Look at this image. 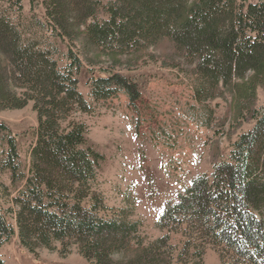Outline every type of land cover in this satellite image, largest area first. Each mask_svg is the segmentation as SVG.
I'll return each mask as SVG.
<instances>
[{
    "label": "trees",
    "instance_id": "1",
    "mask_svg": "<svg viewBox=\"0 0 264 264\" xmlns=\"http://www.w3.org/2000/svg\"><path fill=\"white\" fill-rule=\"evenodd\" d=\"M0 0V111L31 104L34 142L23 167L16 136L0 123V247L15 234L31 254H68L89 264H202L208 249L220 264H264V0ZM36 4L43 10L37 17ZM52 40V41H50ZM64 48V51L60 49ZM158 53L164 68L191 82L202 126L217 128L210 105L227 104L221 128L228 156L212 149L211 171L195 177L154 223L146 242L134 209L106 203L98 185L103 155L88 143L81 116L92 103L141 93L123 75ZM86 69L89 98L79 92ZM217 131V129H215ZM180 236V248L171 236ZM59 245V249L56 246ZM0 264L5 261L0 256Z\"/></svg>",
    "mask_w": 264,
    "mask_h": 264
},
{
    "label": "rangeland",
    "instance_id": "2",
    "mask_svg": "<svg viewBox=\"0 0 264 264\" xmlns=\"http://www.w3.org/2000/svg\"><path fill=\"white\" fill-rule=\"evenodd\" d=\"M109 0H104L107 2ZM258 0H248L256 3ZM24 14L29 13L28 0H24ZM37 17L43 10L36 4ZM52 41V40H50ZM64 51V48L60 46ZM155 59L140 63L131 71H122L138 85L141 96L132 108L122 94L114 99L92 103L93 113L80 119L89 128L88 143L103 155L98 171V185L106 203L114 208L126 204L134 209V219L141 223V235L149 242L160 236L154 228L167 201H174L178 193L197 176L211 171L212 149L221 152L225 159L236 134L245 132L252 123H245L229 137L227 123L221 128L220 120L227 104L217 99L211 105L217 119V131L202 126V114L193 101L191 82L188 78L161 65L158 53ZM86 69L79 75V92L89 98L86 86ZM257 106L264 107V86L257 88ZM102 116L99 129L94 125ZM119 120L110 128L112 119ZM114 120V121H115ZM0 123L5 124L16 136L20 160L24 168L29 161V150L34 142L36 116L31 104L19 110L0 111ZM0 183L9 185L8 173H0ZM9 207L4 199L0 208ZM15 234L0 247V256L6 264H89L72 248L66 255L58 251L38 249L29 253L18 242L16 226L11 214L6 215ZM171 244L180 248V236L172 235ZM59 245L56 249H59ZM202 264H220L218 255L208 249Z\"/></svg>",
    "mask_w": 264,
    "mask_h": 264
},
{
    "label": "crops",
    "instance_id": "3",
    "mask_svg": "<svg viewBox=\"0 0 264 264\" xmlns=\"http://www.w3.org/2000/svg\"><path fill=\"white\" fill-rule=\"evenodd\" d=\"M24 0H22V4H23V6H24ZM123 98H122V100H125L124 99V96H122ZM101 118H102V116H100V117H98V118H96V120H95V123H94V125H95V127L97 128V129H99V125L102 123L101 122ZM115 119H112L111 121H113V122H111L110 123V128H114V127H116L117 126V124H118V122H119V120H117V118H116V120L114 121ZM6 264V263H5Z\"/></svg>",
    "mask_w": 264,
    "mask_h": 264
}]
</instances>
